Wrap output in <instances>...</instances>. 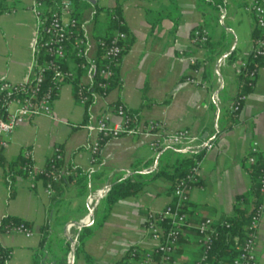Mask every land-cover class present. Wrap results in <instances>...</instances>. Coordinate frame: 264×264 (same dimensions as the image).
Listing matches in <instances>:
<instances>
[{
	"label": "crops",
	"instance_id": "0c3cea01",
	"mask_svg": "<svg viewBox=\"0 0 264 264\" xmlns=\"http://www.w3.org/2000/svg\"><path fill=\"white\" fill-rule=\"evenodd\" d=\"M212 1L80 0L72 6L86 38L88 56L97 54V38L108 35L110 14L117 6L132 43L116 69L119 83L105 95L95 92L86 108L77 101L72 81H64L52 104L55 119L37 116L21 122L10 135L0 153V224L5 217H14L27 222L33 234L0 231V245L10 252L6 264L67 263L71 239L76 241L86 227L78 230L73 225L67 229V225L86 217L90 197L128 176L144 181L143 188L137 195L114 203L102 221V198L97 201L87 225L94 228L93 232L81 249L74 248L73 264H116L129 246H152L144 231L145 216L171 201L169 180L153 174L158 168L171 165L178 154L186 155L174 147L154 153L148 147V136H120L107 139L98 161L91 164L89 145L93 134L80 125L119 103L139 124L156 120L167 131L187 128L198 135L199 143H213L200 162L199 183L189 191V225L175 253L183 264L199 261L202 246L196 225L205 217L218 220L233 213L235 197L251 187L245 158L252 146L264 153V59L252 91L228 125L227 109L237 92L236 77L249 60L257 35L254 15L249 10L252 0H221L220 4ZM30 4L31 0H0V79L22 82L27 78L36 31ZM63 17L66 19L67 15ZM201 26L209 32L212 62L205 60L207 49L193 42V32ZM190 57L197 59L199 73L189 64ZM204 67L211 71L210 78H205L207 90L185 80L190 75L202 77ZM93 76L84 70L80 81L89 84ZM55 147H60L62 165L72 167L73 175L59 182L50 197L42 178L31 182L18 175L14 180L15 193L9 197L4 181L6 167L25 150L31 152L36 168L44 167ZM86 173L88 179L83 177ZM80 178L85 179L75 181ZM256 233V264H264V209Z\"/></svg>",
	"mask_w": 264,
	"mask_h": 264
},
{
	"label": "built area",
	"instance_id": "2783aa9c",
	"mask_svg": "<svg viewBox=\"0 0 264 264\" xmlns=\"http://www.w3.org/2000/svg\"><path fill=\"white\" fill-rule=\"evenodd\" d=\"M46 0H31L30 12L35 19V38L33 41V59L28 70L25 81L12 82L8 79H0V153L8 144L10 135L17 129L23 121L33 119L40 115L48 116L55 119L52 104L58 94L60 85L64 81H73L75 77L74 64L66 69L59 67L57 59L64 57V48L66 42L72 38L74 42L75 55L77 57H85L88 64L81 62L78 66L86 69L87 66L91 72H95L98 65L96 56H88L86 52V39L75 32L77 27V19L73 16L71 0H60V8L58 11L45 13L44 6ZM249 10L254 15L255 27L257 35L254 39L251 56L264 57V0H252ZM64 15L67 18L64 19ZM111 18H115L114 11L110 14ZM121 22V21H120ZM222 22V21H221ZM44 31V37H41ZM126 37L125 32L115 30L108 42L97 40V46L101 49L105 60L101 62L97 69L101 80L97 87L105 95V88L109 80L115 74L119 61L122 56L124 44L122 43ZM209 32L207 29H195L193 32V42L202 47L208 41ZM39 48L52 56L50 59L39 62L36 52ZM189 64L193 67L195 73H199L197 59L189 58ZM246 63L243 64V67ZM52 69L56 74L53 85L42 87L45 70ZM252 73L250 77H252ZM187 82L195 87L203 90L208 89V84L201 76L190 75L185 78ZM87 84L79 81L76 88V99L79 104L84 105L89 100ZM216 102L219 101L216 94L213 95ZM245 98V97H244ZM230 110L237 107L234 103L229 104ZM88 132L93 134V138L89 145L90 163L95 164L98 161L102 144L110 138L120 136H148V147L154 153H158L165 147H174L181 154L189 156L198 153L204 149V153L200 159L195 160L190 171L180 178L171 193V201L167 203L161 210L157 212H149L144 219V231L146 236L152 241V246L143 251L139 246L131 245L127 248L129 251V262L131 264H183L175 258L177 250V241L182 234L184 228L189 225L188 217L185 212L186 204L189 200L190 189L199 182V166L205 152L213 147L211 142L199 143L198 135L193 134L189 129L183 128L174 131H167L164 125L156 120H148L139 124L133 122L132 116L125 106L121 103L114 106L111 110L102 111L93 121L80 125ZM257 152V148L252 146L251 155L248 162L254 161L253 154ZM25 157L31 159V152L25 150ZM63 160L60 147H55L48 159V165L36 168L33 163L28 166L26 177L34 182L37 175L45 178L46 194L50 197L54 192V183L61 182L73 175V171L62 164H57ZM148 170V169H146ZM128 172V170H126ZM260 191L264 193V169L260 176ZM95 195V194H94ZM93 195V196H94ZM89 204L95 202L93 197L88 200ZM93 204L91 207H93ZM264 209V199L261 207L251 218L248 225L247 235L240 248L239 253L233 259L232 264H256L257 257V227ZM167 220L168 227L163 230L160 222ZM74 223L67 225L70 229ZM200 235V244L202 246V254L200 261L206 258V252L210 246L212 235L215 233L213 220L209 217L201 219L196 226ZM4 233H19L25 236H31L33 231L25 222H7L3 226ZM72 245H75L74 239H71ZM10 252L0 245V264H6ZM157 256V257H156ZM70 261V254L67 258Z\"/></svg>",
	"mask_w": 264,
	"mask_h": 264
},
{
	"label": "trees",
	"instance_id": "16d2710c",
	"mask_svg": "<svg viewBox=\"0 0 264 264\" xmlns=\"http://www.w3.org/2000/svg\"><path fill=\"white\" fill-rule=\"evenodd\" d=\"M79 1L80 0H71L72 6L77 5ZM212 2L213 1L210 0L209 4H212ZM215 3L220 4L221 0H218V2L215 1ZM59 8H60V0H46L44 11L45 13H50L52 11H58ZM114 14L116 15V17L111 18L110 16V19L107 24L108 35H105L103 37H98L97 40H104L105 42H108L110 40L112 33L115 30L125 32L126 37L124 41L122 42L124 44V49L122 52V55H123L129 48L130 44L132 43V38H128V29L126 27V24L124 23V20L121 16L120 8L118 6L115 7ZM203 28H205V26H201L198 29H203ZM74 31L78 32L79 34L83 36V34L80 31L78 22H77V27L75 28ZM41 37H44V31L42 32ZM209 40L210 39L208 37V41L205 42L202 47L206 48L208 51V54H207L208 56L206 57L205 60L207 62H212L214 60V55L210 50L211 44ZM36 55L38 57L39 62H44L52 57V56H49L44 51L43 48H39L38 51L36 52ZM95 56L98 59V65H97V69H98L101 62L105 60V58L103 57V53L99 47L97 50V54ZM229 58L230 60H232L233 54H231ZM263 59L264 57L254 58L250 55L249 60L247 61L246 65L242 68L241 72L237 75L236 77L237 92L235 96L232 98V102H231V103H234V105L237 108L235 110H230L229 108L227 109L228 114L230 115L228 118V125L231 124L235 120V117L241 110L243 106V102H244V97L249 92L252 91L254 83H255L257 69L262 64ZM56 61L59 67L62 69L68 68L69 62H72L74 64L73 68L75 71V77L72 83L74 85V92H75V97H76V88H77V83L80 81V75L84 70H89V68L87 66L86 69H81L78 66V64L81 62H84L86 64H88V62H86L85 57H77L75 55L74 42L72 38H70L66 42V45L64 48V57L61 59H57ZM97 69L95 72H92V74L94 75L93 81L87 84V89H88L87 92L89 95V100L83 105L86 108L89 106L92 100L93 94L95 92L99 93L102 91L100 88L97 87L98 82L101 80V78L98 75ZM251 73L253 75L252 77H250ZM201 74H202V78L207 79V78H210L211 71L209 70L208 67H204ZM55 79H56V74L54 73L52 69L45 70L44 80L41 84L42 87L53 85L55 82ZM118 83H119V77L117 73L115 72V74L109 80V83L107 87L105 88V92L107 93L110 89H112ZM129 113L132 116L133 122H137L134 115L130 111ZM204 151H205L204 149H201L198 153H193L189 156H182L178 154L171 165L158 168V170L154 172L153 177H164L168 179L170 182L168 190L172 193L176 182L190 171L195 160L200 159ZM250 155L251 153H249L248 156L245 158L246 161ZM253 156H254L253 162L251 163L247 162V164H244L245 170L251 176L250 189L235 197V202L233 205V213L231 215L223 216L218 220H213V226L215 228V233L212 235L210 246L206 252V258L200 261L198 264H232L233 259L239 253L240 248L247 235L248 225L250 224L251 218L254 214L257 213L264 199V193L260 191V181H259V176L262 170L264 169V153L257 151L256 153L253 154ZM31 163H32L31 159L28 157H25L24 154L22 153L18 155L9 164V166L6 167L5 173H4V181H5L6 186L9 189V197H12L15 193L14 191L15 177L18 175L26 176L27 168L29 165H31ZM57 164L61 165L62 161L58 162ZM47 165H48V160L45 166ZM69 169L71 170L72 167H70ZM85 175L86 176H83V177L88 179L87 173ZM37 178H42V177L37 175ZM85 178H82V179H85ZM82 179L80 178L75 181L79 182ZM42 180L45 183L46 179L42 178ZM61 182H65V180H62ZM58 183L59 182L54 183V187H56ZM144 184H145L144 181L139 180L138 178L132 179L131 176L118 179L114 184H112L110 189L105 193V195L101 199V214H100L99 220L102 221L107 217L111 207L118 200L137 195L143 188ZM186 208H187V204L185 207V212H186ZM10 221L14 223H18L21 221L25 222L23 220H20L14 217H5L0 224V231H3V226L7 222H10ZM25 224L29 226L27 222H25ZM97 224L98 223H95V226ZM160 225L163 230H166L168 227L167 220L161 221ZM186 228L187 226L184 228V230ZM93 229L94 228H91L88 226L82 229L81 233L76 238L77 240L75 241V245H74L75 251L82 248L85 239L93 232ZM195 229H196L197 234L199 235L196 227ZM184 230L178 238L177 245L179 243L181 236L184 233ZM45 238H43L42 243L44 242ZM140 250L143 251L145 249L140 248ZM129 258H130L129 251H127L125 255L119 261L116 262V264H131L129 262ZM61 264H67V263L65 260H63L61 261Z\"/></svg>",
	"mask_w": 264,
	"mask_h": 264
},
{
	"label": "water",
	"instance_id": "95a60500",
	"mask_svg": "<svg viewBox=\"0 0 264 264\" xmlns=\"http://www.w3.org/2000/svg\"><path fill=\"white\" fill-rule=\"evenodd\" d=\"M111 186H112L111 184L105 186L104 188L99 190L94 196H92L93 199L95 200L93 207L89 208V211L86 217L82 221L76 222L78 226V230L84 226H87L90 223V220L93 215L94 209L96 207L97 201L100 200L105 195V193L110 189ZM73 256H74V246L72 245L71 252H70V261L67 264H73Z\"/></svg>",
	"mask_w": 264,
	"mask_h": 264
},
{
	"label": "rangeland",
	"instance_id": "374dc122",
	"mask_svg": "<svg viewBox=\"0 0 264 264\" xmlns=\"http://www.w3.org/2000/svg\"><path fill=\"white\" fill-rule=\"evenodd\" d=\"M93 203L89 204L90 206H92ZM97 208H98V205H97ZM68 260V259H67Z\"/></svg>",
	"mask_w": 264,
	"mask_h": 264
}]
</instances>
